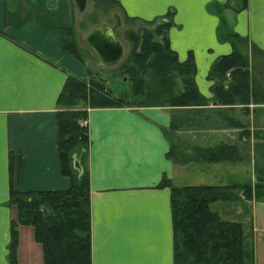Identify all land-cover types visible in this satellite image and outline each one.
<instances>
[{"label": "crops", "instance_id": "0c3cea01", "mask_svg": "<svg viewBox=\"0 0 264 264\" xmlns=\"http://www.w3.org/2000/svg\"><path fill=\"white\" fill-rule=\"evenodd\" d=\"M72 1L0 0V264H9V226L16 217L8 205L10 190L70 186L60 171L56 100L69 75L88 74L61 45L62 33L72 28ZM236 1L118 0V5L128 18L170 23V49L179 62L191 54L197 88L208 96L210 66L233 51L221 40L225 23L264 54V0H244L240 7ZM218 6H225L220 13L212 10ZM170 112L166 107L87 110L90 264H173L170 190L162 179L174 187L247 184L239 165L177 164L166 158L169 141L162 131ZM223 133L228 132H180L190 144L179 150L192 155L194 148L235 145ZM17 237L16 264H43L33 228L19 225Z\"/></svg>", "mask_w": 264, "mask_h": 264}, {"label": "trees", "instance_id": "16d2710c", "mask_svg": "<svg viewBox=\"0 0 264 264\" xmlns=\"http://www.w3.org/2000/svg\"><path fill=\"white\" fill-rule=\"evenodd\" d=\"M169 27L170 23L167 21L156 25L153 33L161 32L160 39L155 42L151 40V34H147L141 41L140 54L132 57L134 65H140L139 68L145 67L151 57L149 64L155 73L153 76L156 82L164 83L161 78H168L170 69H178L182 73V83L184 88H187L185 91L177 98L169 94V99L163 97L164 92L161 94L157 91L154 102L146 105L168 106L172 109L168 132L165 129L162 131L169 141L166 158L177 164L191 160L206 163L242 161L236 145L219 144L208 149L194 148V153L187 155L173 142L171 134L176 130L182 132L184 127L185 130L190 127L198 129L201 125L200 120L191 121L189 117H180L176 125L174 115H182L180 109L204 107L207 104L206 99L195 91L192 84L191 75L193 70L195 72L193 58L189 54L185 61L179 62L175 52L169 47L166 37ZM62 36L63 48L65 43ZM234 60L239 61L235 63ZM244 66V61L234 51L218 57L212 63L207 74L210 81L214 77L224 76L230 69L228 84L223 86L214 83L211 88L214 105L229 110L240 106L243 112H248L249 104H264V94L249 85ZM160 86L156 88H161ZM193 98L198 100L191 102ZM118 101L111 98L101 80L96 82L71 75L66 78L56 100V124L60 171L62 175L70 178V186L67 190L57 191L22 193L10 190L8 205L14 207L16 217L10 221L9 226V264H16L19 225L33 228L34 238L42 247L43 264H90L89 183L84 167V156L89 141L87 126L82 124L86 122L88 109L122 107ZM80 102L82 103L79 104ZM220 113L221 111H217V114L222 116ZM237 122L233 123V126H236ZM74 162L78 163L80 173L73 167ZM160 184L170 190L173 264H254L245 263L246 257L251 258V251L244 245L240 223L223 221L217 213L209 209L211 203L229 198V191L235 189L243 190L248 198L251 192L248 185L174 187L166 179H162ZM258 187L264 188V184H259ZM255 195L259 196V192L256 191ZM262 241L264 243V233Z\"/></svg>", "mask_w": 264, "mask_h": 264}, {"label": "rangeland", "instance_id": "374dc122", "mask_svg": "<svg viewBox=\"0 0 264 264\" xmlns=\"http://www.w3.org/2000/svg\"><path fill=\"white\" fill-rule=\"evenodd\" d=\"M236 3L240 7L244 4V0H237ZM225 6L213 7L212 10L220 13L221 8ZM235 7H237V4ZM161 22L160 20L147 22L126 17L118 5V0H86L83 11H78L72 1V28L69 32L62 34V40L65 43L63 49L86 67L88 74L83 78L84 80L91 79L96 82L101 80L111 98L118 99L122 107L145 108L146 105L152 104L154 99L157 98V91H160L161 94L164 92L163 97L169 99V94L177 98L179 94L187 89L184 88L182 83L183 77L181 78L182 73L180 70H168V78H161L164 82L161 83L156 82L153 76L155 73L149 64L151 57H149L143 68H139L140 65L138 66V64L134 65L132 61V57L140 54V44L144 36L151 34V40L155 42L160 39L161 32L153 33V31L156 25ZM100 25L114 27V36L123 45L121 59L111 67L98 66V57L84 38L89 29ZM221 40L229 41L235 54L244 61L249 85L258 88L264 94V54L247 39L233 33L227 23L224 24L221 30ZM234 61L236 63L239 60ZM225 67L226 65L223 66L224 69ZM229 72L230 69L227 70L224 76L214 77L212 81L206 76V80L211 85L208 89V96H205L197 88L195 68V72L193 70L191 75L192 84L195 91L206 99L205 103L207 105L180 109L182 115H174L176 116L174 121L178 125L180 117L182 119L189 117L191 121L200 120L201 125L198 126V129L190 127L185 130L184 127L181 131L191 133L223 130V132H228L223 133V138L230 139L229 141L234 142L239 148L242 161L231 164L239 165L245 171V173L240 174V179L247 182L245 185L250 187V195L247 198L241 189L229 191V198L216 201L217 204L216 202L211 203L209 209L212 212L226 211L225 215L224 213H215L223 221L240 223L244 245L247 250L251 251V258L246 257L245 263L264 264V243L262 241L264 233V188L258 187L259 184H264V104H249L248 112H243L240 106H235L240 109L234 107L231 110L214 104L211 107L213 96L211 88L213 84L227 85ZM158 85H161V88H156ZM197 100V98H193L190 101ZM252 106L254 112L250 113ZM217 111H221L222 116H219ZM236 121L239 125L233 126ZM165 131L168 132V129H165ZM179 134V130L171 134L177 147L189 146L190 143L187 142V139L186 141L181 140L178 137ZM256 191L259 192V196L255 195ZM224 218H227V220Z\"/></svg>", "mask_w": 264, "mask_h": 264}, {"label": "water", "instance_id": "95a60500", "mask_svg": "<svg viewBox=\"0 0 264 264\" xmlns=\"http://www.w3.org/2000/svg\"><path fill=\"white\" fill-rule=\"evenodd\" d=\"M79 11H83L86 0H74ZM85 41L98 57V65L111 67L118 63L123 55V45L114 36V27L100 25L91 28L84 35ZM73 167L80 173V167L74 162Z\"/></svg>", "mask_w": 264, "mask_h": 264}, {"label": "built area", "instance_id": "2783aa9c", "mask_svg": "<svg viewBox=\"0 0 264 264\" xmlns=\"http://www.w3.org/2000/svg\"><path fill=\"white\" fill-rule=\"evenodd\" d=\"M82 125H83V126H87V125H86V122H83V124H82Z\"/></svg>", "mask_w": 264, "mask_h": 264}]
</instances>
